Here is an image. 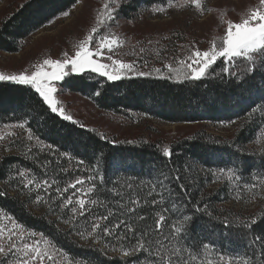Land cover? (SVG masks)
<instances>
[{
    "label": "trees",
    "instance_id": "obj_1",
    "mask_svg": "<svg viewBox=\"0 0 264 264\" xmlns=\"http://www.w3.org/2000/svg\"><path fill=\"white\" fill-rule=\"evenodd\" d=\"M179 1L173 0V3ZM77 3V0H26L2 20L0 50L20 51L25 39ZM121 3L118 16L126 20L133 19L143 10L168 5L167 0H121ZM229 79L221 81L209 76L203 81L180 83L175 79L148 75L108 81L97 74L84 73L72 74L61 82L64 89L90 99L101 110L120 116H148L164 123L205 122L212 127H234L230 136H216L202 129L192 136L174 140L169 145L174 152L171 159L162 157L164 145L158 141L129 143L104 134L106 139H101L102 133L98 130L52 114L29 86L0 81V125L16 127L12 141L13 148L18 151L0 157V192L5 193L0 196V209L26 230L38 235L44 233L77 264H135L137 260L141 264H150L143 253L123 256L121 245L128 247L132 242V234L126 233L124 228L119 229L118 234L121 237L127 235V240L99 239L97 233L82 239L78 231L87 236L91 222L99 216H109L108 221L101 223L115 224L125 220L143 230L153 229L158 214H164L167 232L171 224L186 214L192 217L186 224L189 244L210 243L217 253H224L226 257L237 253L251 255L249 241L257 235L264 236V185H258L255 190L249 187L234 191L233 184L225 176L213 182L212 172L222 167L235 168L242 177L241 185L264 179V118L259 114L251 118L246 115L254 105L264 106V78L258 73L243 84L229 82ZM97 91L99 95H95ZM25 121L43 141V146H34L35 140L29 142L26 139L27 131L17 126ZM29 147L31 152H28ZM177 169L188 195L180 197L183 205L180 211L164 213L163 208L170 204L154 207L151 200L159 197H147L144 186L155 183L161 171L175 174ZM18 170L26 171L28 178H34L33 185L29 186L31 190L23 186ZM97 172L104 177V185L97 180L94 192L88 194L87 188L92 184L87 177ZM77 178H83L87 186L88 212L86 218L78 217L73 225L65 223L70 216L68 209H60L52 202H59L56 188L64 189ZM44 179L57 182L48 193L34 188L35 182ZM128 183L135 186V192L141 193L140 204L134 206V213L127 211L128 207H133L127 194L121 201L126 207L122 208L116 203L117 198L107 191L119 186V190L127 193L128 189L123 186ZM172 187L180 192L175 182ZM72 191L68 188L65 196H70ZM37 195L49 203L36 202ZM91 199H96L97 203L91 204ZM145 199L147 203H144ZM205 206L206 212L195 211L196 207L204 209ZM141 216L146 219L141 220ZM253 219L257 223L252 224L250 230L241 226L251 224Z\"/></svg>",
    "mask_w": 264,
    "mask_h": 264
},
{
    "label": "snow or ice",
    "instance_id": "obj_2",
    "mask_svg": "<svg viewBox=\"0 0 264 264\" xmlns=\"http://www.w3.org/2000/svg\"><path fill=\"white\" fill-rule=\"evenodd\" d=\"M167 3L169 7L173 6V0H167ZM190 3L195 5L197 9H201L200 0H190ZM121 6V0H105L95 18L94 25L87 36L79 42L74 55L65 52L62 59L46 58L41 63L34 65L31 71H21L11 75L0 73V81L29 86L52 114L58 115L65 121L78 123L71 115L67 114L66 109L61 106L57 99L58 88L62 90L64 87V84L59 82L65 81V78L72 74L84 73L90 76L97 74L100 77H105L108 81H118L128 76L145 77L150 75V73L138 71L135 62L126 63L120 59H113L110 54L113 51V46H121L124 43L122 39L111 32L112 23L116 20ZM164 10L163 7H154L153 9L154 12H163ZM68 15V11L63 12L64 17ZM225 23L226 29L219 41L214 39L208 50L200 51L197 49L193 51L187 61H180L182 68H173L168 65L169 74L166 78H175L177 82L183 83L186 81H203L207 77L213 76L221 81L230 78L229 82L239 81L240 84L247 82L248 79H254L258 73L264 78V72L261 71L264 69V0H259L258 6L245 13L238 22L227 20ZM106 52L109 54L105 55ZM97 58L106 59L108 62H101ZM218 60H220V64H217ZM217 68L219 71L216 70ZM155 71L160 72V69H155ZM99 94V91L95 93V95ZM256 114L264 118V106L254 105L246 113L250 118ZM229 123H235V121H229ZM17 126L27 131L26 139L29 142L36 141L34 146H43V141L35 135L29 122H20ZM81 127L83 126L81 125ZM101 139H106V137L101 134ZM0 140H3V136H0ZM47 147L52 148V145H47ZM157 148H160V145H157ZM31 151L32 148L29 147L28 152ZM161 154L163 158L171 159L174 152L165 144L161 149ZM80 163L83 164L84 162L80 161ZM18 175L22 178L23 186L31 190L29 186L33 185L34 178H28L26 171L18 170ZM212 176L214 177L213 182L219 180L221 176H225L233 184L234 191H242L249 187L255 190L258 185H264V179L241 185L239 182L242 177L232 167L219 168L212 172ZM182 179L179 169L176 170L175 174H166L161 171L160 178L155 183L144 186L147 189V197H159V199L151 200L152 205L155 207L170 204V207L163 208L164 213L180 211L183 206L180 197L188 195L187 186L182 183ZM97 180L101 186L104 185V177L100 176L98 172L87 177V181L92 184L91 187L87 188L88 194L94 192L97 187ZM173 182L179 186L180 192L174 190ZM56 183L55 180L50 183L44 179L35 182L34 186L37 190L48 193L49 189ZM84 183L83 178H77L68 187L56 188L55 190L59 202L53 201L52 203H56L58 208L68 209L70 212L65 223L75 225L78 217H87L86 200L82 198L81 188L78 187ZM123 187L128 189L127 193L119 190V186H114L107 191L117 198V204H121L124 195L127 194L129 203L133 205V207H128L127 211L134 213V206L140 204L141 193L134 191L135 186L132 183ZM68 188L73 190L72 196H65ZM3 195L5 193L0 192V196ZM73 196L77 197L75 201ZM35 199L38 203L41 201L49 203V201L43 200L40 195H37ZM89 202L95 205L97 200L91 199ZM147 202L145 199L144 203ZM121 207H126V205L121 204ZM195 211L206 212L207 207L205 206L204 209L196 207ZM7 219L11 227L0 226V255L5 258L11 256L12 259L0 260V264H64L67 258L62 250L46 238L44 233H39V239H37L38 234L35 231L26 232L25 227L17 223L11 216H8ZM140 219L144 220L146 217L141 216ZM108 220L109 216L96 217L91 222V230L88 235L85 236L83 232L79 231L78 235L82 239H88L93 233H97L99 239L112 237L117 240H127V235L121 237L118 234V230L124 228L126 233L132 234V242L134 243L130 242L131 246L128 247L121 245L120 250L123 256L132 257L143 253L150 264H264V236L257 235L249 241V248L252 249L251 255L237 253L234 256L226 257L224 253H217L214 245L210 243L189 244L186 224L192 220V217L186 214L182 216L181 220L171 224L167 232L165 231V228L168 227L167 217L164 214H158L153 229L140 230L125 220H120L115 224L101 223V221ZM256 223L257 221L253 219L251 224L241 226L250 230L251 225ZM138 231L139 235H137ZM256 249H259V252ZM135 264H141L140 260H137Z\"/></svg>",
    "mask_w": 264,
    "mask_h": 264
},
{
    "label": "rangeland",
    "instance_id": "obj_3",
    "mask_svg": "<svg viewBox=\"0 0 264 264\" xmlns=\"http://www.w3.org/2000/svg\"><path fill=\"white\" fill-rule=\"evenodd\" d=\"M25 1L0 0V24ZM104 2L105 0H79L68 11L67 17L63 15L57 17L25 39L20 51L0 50V73L11 75L31 71L34 65L46 58L62 59L65 52L74 55L79 42L87 36L94 25ZM200 2L201 9L192 5L190 0H180L171 7L163 6L165 9L163 12H154L153 7L143 10L130 20L117 16L112 23L111 32L124 43L121 46H113L110 53L113 59H120L126 63L135 62L138 71L167 77L168 65L182 68L180 61H187L193 51L208 50L214 39L219 41L226 29L225 21L238 22L245 13L259 4V0H200ZM97 59L108 62L106 59ZM155 69H160V72H156ZM57 99L74 120L116 140H151L169 146L174 140L192 136L198 130L203 129L216 136H230L234 128L232 125H226L224 128L212 127L205 122L164 123L148 116H120L101 110L90 99L64 88L62 90L58 88ZM15 131V126L0 125V136H3V140H0V157L18 153L13 148L12 141ZM78 187L81 188L82 198L85 199L87 186L83 184ZM72 194L73 191L70 196ZM76 199L77 197L73 196V200ZM7 217L8 215L0 209V226L11 227ZM36 238L39 239V235ZM65 257L67 259L64 264H77ZM11 259V256L5 258L0 255V260Z\"/></svg>",
    "mask_w": 264,
    "mask_h": 264
}]
</instances>
